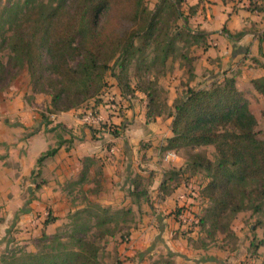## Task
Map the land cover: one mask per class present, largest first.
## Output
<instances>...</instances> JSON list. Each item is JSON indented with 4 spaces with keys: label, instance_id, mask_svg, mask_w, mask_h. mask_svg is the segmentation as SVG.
<instances>
[{
    "label": "crops",
    "instance_id": "obj_1",
    "mask_svg": "<svg viewBox=\"0 0 264 264\" xmlns=\"http://www.w3.org/2000/svg\"><path fill=\"white\" fill-rule=\"evenodd\" d=\"M187 2L194 9L189 26L198 36L181 55L190 64L187 71L179 63L180 74H190L191 87L233 76L239 90L251 88V80L264 76L262 7H233L223 0ZM113 88L117 105L102 103L96 109L103 121L116 124V135L97 134L95 125L80 120V108L44 116L47 105L38 96L30 101L25 90L0 95V258L34 249L41 235L54 233L69 213L96 202L130 208L135 216L127 235L106 245L111 252L106 264H240L224 250L193 248L192 238L178 231L171 211L183 184L175 176L165 182L167 192L160 188L167 170L177 171L184 163L156 162L172 135V117L148 120L144 93L122 96L115 83ZM50 149L53 154L38 164ZM49 215L56 219L44 224Z\"/></svg>",
    "mask_w": 264,
    "mask_h": 264
},
{
    "label": "trees",
    "instance_id": "obj_2",
    "mask_svg": "<svg viewBox=\"0 0 264 264\" xmlns=\"http://www.w3.org/2000/svg\"><path fill=\"white\" fill-rule=\"evenodd\" d=\"M182 2L160 0L150 10L145 0H8L2 4L0 19L7 15L10 23L14 19L20 21L23 35L19 32L17 41L11 40V48L23 54L34 90L50 95L49 112L79 108L84 100L97 95L106 86L104 75L111 68V61L124 75L134 62L137 83L131 87L127 75L124 90L145 94L148 120L161 115L172 117V135L166 139L164 150H191L183 167L165 173L167 179L162 181L161 191H168L165 182L177 172H207L209 180L201 194L210 203L200 218L207 236L217 232L230 234L226 218L244 208L246 197L261 214L258 226L262 228V237L254 245L256 249L264 245V141L257 138L255 116L235 78L225 76L204 87L188 85L171 105L167 97H162L164 90L155 79L145 86L140 81L141 70L150 71L157 64L165 66L177 49L175 36L169 35L165 27L166 10L182 18L188 32L185 45L197 38L188 17L181 12ZM46 52L52 58L50 64L44 62ZM55 60H62L65 66L58 74L54 92L46 91L42 86L45 71L56 70ZM120 74L117 78L121 81ZM251 84L264 99V76L251 80ZM116 129L111 134L116 135ZM204 145L214 147V159L197 150ZM54 151L42 154L38 164ZM130 217V208L87 204L69 213V221L54 233L44 232L34 243V249L5 254L0 264H106L100 253L106 249V239L116 232L125 237ZM55 219L49 215L44 224ZM102 239L105 242L100 244ZM164 264L175 263L165 260Z\"/></svg>",
    "mask_w": 264,
    "mask_h": 264
},
{
    "label": "rangeland",
    "instance_id": "obj_3",
    "mask_svg": "<svg viewBox=\"0 0 264 264\" xmlns=\"http://www.w3.org/2000/svg\"><path fill=\"white\" fill-rule=\"evenodd\" d=\"M6 1L8 0H0V9L2 4ZM9 1L17 2L18 0ZM159 1L160 0H145V4L150 10H154ZM223 1L230 2L231 6L233 7H238V3H248L250 8L258 9V7L261 6L264 10V0ZM192 8L193 7L188 5L187 0H183L180 9L184 17H188L190 15ZM164 14L165 20H167L165 27L169 32V35L175 36L176 43L178 45L177 49L172 58L167 61L165 66H159L157 64L150 71H145L144 69L141 70L140 75L142 78L140 81H143L145 86L147 81L155 79L158 86L164 90L162 97H167L168 101L171 100L173 95L176 97L177 95L181 94L185 90L186 86L189 85L188 81L190 74L186 72L188 71V64L190 63L189 60L184 61L181 55L184 52H187L185 48L190 47V45L187 46L184 43V39L188 36V32L183 25L184 23L182 18H179L173 14H169L167 10L164 12ZM19 22L20 21L18 19L12 20L11 23L8 22L7 15H4L0 19V95L25 90L24 96L27 97L28 100L32 101L36 96H38L42 99V103H46L47 106L42 107L41 111V114L46 116L45 112H49L48 105L50 102L48 101H50V95L45 91L34 90L30 73L28 71V65L25 58L23 57V54L20 51H14L11 48V40L17 41L18 36L22 34ZM19 32L21 33L18 34ZM176 33L178 34L175 35ZM43 59L46 64L52 63V58L47 52L44 53ZM179 63L184 64L186 67L187 71L183 73L184 75L180 74L181 66H178ZM53 64L54 69L56 70L51 72L48 70L45 71V78L43 79L44 85H42L46 91L52 92H54L56 85L55 82L58 80V74L65 66L62 60H55V62L53 61ZM110 66L111 68H109L104 75L106 86L103 87L97 95L94 97H89L81 103L79 107L80 115L86 111H91L93 114H99L98 110L96 109V105L102 103L106 105H110L111 103L117 105L115 100L117 94L112 93L114 89V83L118 86L122 96H134L132 95L133 93H130L127 88L124 90L127 75L131 87H134V85L137 83L138 77L135 74L136 71L134 62H132L129 66L127 75H124L123 73L120 74V68L114 65L113 61L110 62ZM118 74H120L121 81L117 78ZM182 77H184L185 80H183ZM135 91L137 92V90ZM138 91L141 92L140 90ZM243 92L248 99L249 109L256 119L254 130L256 131L257 138L264 141V99L261 94L252 89V87L249 89H244ZM161 116L165 118L167 115ZM104 121L114 124L109 119H105ZM114 125L116 127V124ZM197 150L204 151L210 159H214L215 149L212 145L200 146L197 148ZM167 151L169 150L163 149L156 155V157H161L160 160L156 161L157 163H178L180 161V163L185 164L188 159V154L191 150L189 148H181L177 152L172 150L180 158L179 160H165L164 155ZM175 169L176 168H170V170L167 171L170 172L172 170L174 171ZM208 180L207 172L203 170H199L195 173H192L191 171H186L184 173L177 172L176 182H180L183 185L180 186V189H178V194L174 200V206L171 213L177 222L178 231L185 235V237L192 238V242L190 241L189 244L192 247L194 246L193 248H198L200 246L205 248L212 247L214 251L224 250L231 257H235L236 261L240 264H261V261L264 257V245H259L256 249H254V245L257 244L262 237V228L258 226L259 221H261V214L251 207V204L247 202L246 197L244 199V208L238 212L230 213L228 218H226V221L230 224L231 233L225 234L217 232L212 237L207 236V232L202 227L203 225L200 224V218L204 215L205 208L210 203L208 199L201 194L202 188ZM251 200L254 201L252 198ZM140 201L141 199L138 201L136 199V204L140 203ZM90 203L96 202H89L87 204ZM182 208L184 211H180ZM179 212H182V214L180 215ZM134 217V215L130 217V224L135 221ZM68 221L69 219L67 218V220L59 227H62V225ZM114 237L119 238L120 233L116 232L114 233L113 237H109L108 240L106 239V245L113 241ZM104 242L105 241L102 239L99 243L103 244ZM100 253L102 257H104V260H107L108 255L111 254V252L107 249L103 250V252L101 251Z\"/></svg>",
    "mask_w": 264,
    "mask_h": 264
},
{
    "label": "built area",
    "instance_id": "obj_4",
    "mask_svg": "<svg viewBox=\"0 0 264 264\" xmlns=\"http://www.w3.org/2000/svg\"><path fill=\"white\" fill-rule=\"evenodd\" d=\"M79 118L83 123L87 125H91V126L95 125L97 134H100V133L101 134L102 133L111 134L112 131L116 129L114 124L103 121L102 118L99 116V114H93L91 111H86L82 113L79 116ZM112 150L113 149H111V151ZM176 157H177L176 153L172 150L165 152V155H164L165 160H172V159H175ZM180 211H184V209L182 208L180 209ZM179 213L180 215L182 214V212H179Z\"/></svg>",
    "mask_w": 264,
    "mask_h": 264
}]
</instances>
